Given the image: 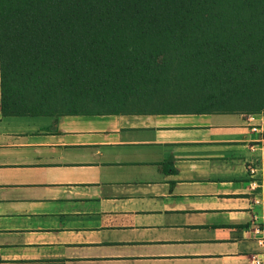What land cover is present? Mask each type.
<instances>
[{"label": "crops", "instance_id": "1", "mask_svg": "<svg viewBox=\"0 0 264 264\" xmlns=\"http://www.w3.org/2000/svg\"><path fill=\"white\" fill-rule=\"evenodd\" d=\"M256 259L264 264V110L0 108V264Z\"/></svg>", "mask_w": 264, "mask_h": 264}, {"label": "trees", "instance_id": "2", "mask_svg": "<svg viewBox=\"0 0 264 264\" xmlns=\"http://www.w3.org/2000/svg\"><path fill=\"white\" fill-rule=\"evenodd\" d=\"M0 78L4 116L127 112H46L59 90L74 104L181 86L252 100L264 92V0H0Z\"/></svg>", "mask_w": 264, "mask_h": 264}, {"label": "rangeland", "instance_id": "3", "mask_svg": "<svg viewBox=\"0 0 264 264\" xmlns=\"http://www.w3.org/2000/svg\"><path fill=\"white\" fill-rule=\"evenodd\" d=\"M17 87H23L21 78H18ZM180 90L170 89V91H158L153 95H147L143 99L138 96H130L126 102L113 98L110 101L94 100L91 96L82 97L77 104L70 102L71 98H66V93L59 90L57 94L49 97L47 103L48 113H68L78 109L77 111L84 113L91 112H110V111H178V110H244L255 111L260 108L259 105H264V92L252 100H245L234 93H226L222 97L215 98V91L205 89L200 91L195 88H183ZM26 98L33 104H37L38 97L32 93L33 88H21ZM210 96V97H209ZM256 98V99H255ZM75 99V98H72ZM76 100V99H75ZM77 101V100H76ZM76 105V106H75ZM138 223H141L138 219ZM150 230L140 228L136 233L142 237H149Z\"/></svg>", "mask_w": 264, "mask_h": 264}, {"label": "built area", "instance_id": "4", "mask_svg": "<svg viewBox=\"0 0 264 264\" xmlns=\"http://www.w3.org/2000/svg\"><path fill=\"white\" fill-rule=\"evenodd\" d=\"M255 264H261V260L256 259V260H255Z\"/></svg>", "mask_w": 264, "mask_h": 264}]
</instances>
